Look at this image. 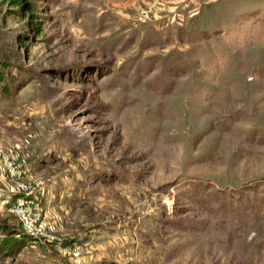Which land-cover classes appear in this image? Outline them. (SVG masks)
Segmentation results:
<instances>
[{"label":"rangeland","instance_id":"374dc122","mask_svg":"<svg viewBox=\"0 0 264 264\" xmlns=\"http://www.w3.org/2000/svg\"><path fill=\"white\" fill-rule=\"evenodd\" d=\"M28 1L0 0V264H264V0Z\"/></svg>","mask_w":264,"mask_h":264},{"label":"built area","instance_id":"2783aa9c","mask_svg":"<svg viewBox=\"0 0 264 264\" xmlns=\"http://www.w3.org/2000/svg\"><path fill=\"white\" fill-rule=\"evenodd\" d=\"M10 167L9 168H11L10 169V172L12 173V174H17L18 172V170H16V165L15 164H12V163H10V165H9ZM27 193H30V191H28ZM25 208V206H24V201L22 200L20 203L18 202L17 203V212H19L20 214H22V216H24V212L26 211V209H24ZM23 219H24V223L25 224H27V225H32V222L31 221H29V220H27L26 219V217H23Z\"/></svg>","mask_w":264,"mask_h":264},{"label":"trees","instance_id":"16d2710c","mask_svg":"<svg viewBox=\"0 0 264 264\" xmlns=\"http://www.w3.org/2000/svg\"><path fill=\"white\" fill-rule=\"evenodd\" d=\"M9 1L11 3L15 4V5L21 6L22 8H24V10L26 12H29V11L32 10L31 7H30V5H29V3H28L29 2L28 0H9ZM31 17L32 18L30 19V23L31 24L37 23V20H36L37 17H35V15L33 13L31 14Z\"/></svg>","mask_w":264,"mask_h":264}]
</instances>
